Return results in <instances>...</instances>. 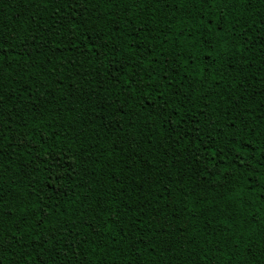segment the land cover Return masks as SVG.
<instances>
[{
    "label": "trees",
    "instance_id": "16d2710c",
    "mask_svg": "<svg viewBox=\"0 0 264 264\" xmlns=\"http://www.w3.org/2000/svg\"><path fill=\"white\" fill-rule=\"evenodd\" d=\"M0 264H264V0H0Z\"/></svg>",
    "mask_w": 264,
    "mask_h": 264
},
{
    "label": "snow or ice",
    "instance_id": "6c2138e0",
    "mask_svg": "<svg viewBox=\"0 0 264 264\" xmlns=\"http://www.w3.org/2000/svg\"><path fill=\"white\" fill-rule=\"evenodd\" d=\"M202 3L204 2H209L212 4H219V5H223L225 3V0H201Z\"/></svg>",
    "mask_w": 264,
    "mask_h": 264
}]
</instances>
